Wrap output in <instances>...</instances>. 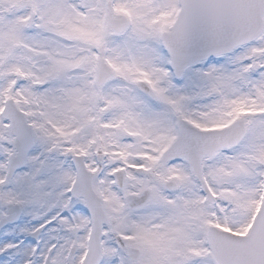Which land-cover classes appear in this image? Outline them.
<instances>
[{
    "label": "snow or ice",
    "instance_id": "1",
    "mask_svg": "<svg viewBox=\"0 0 264 264\" xmlns=\"http://www.w3.org/2000/svg\"><path fill=\"white\" fill-rule=\"evenodd\" d=\"M0 264H264V0H0Z\"/></svg>",
    "mask_w": 264,
    "mask_h": 264
}]
</instances>
